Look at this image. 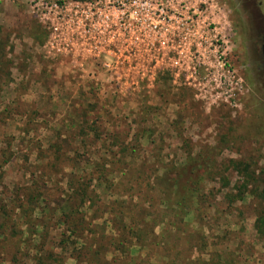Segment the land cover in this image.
<instances>
[{
    "label": "rangeland",
    "instance_id": "rangeland-1",
    "mask_svg": "<svg viewBox=\"0 0 264 264\" xmlns=\"http://www.w3.org/2000/svg\"><path fill=\"white\" fill-rule=\"evenodd\" d=\"M25 1L0 0V192L5 191L0 203L6 201L1 221L16 233L0 243V264L31 263L28 257L34 256L23 247L33 243L34 230L43 235L39 243L45 251L68 235L59 256L68 255L77 244L54 207L78 183L88 194L93 191L91 199H71L62 216L83 221V241L97 252H92L93 263L264 264V244L253 230L257 204L247 197L226 209L221 194L226 190L218 187L225 181L229 188L238 185L246 178L244 171L264 187V0H220L222 25L233 42L229 61L243 91L234 104L217 106L196 102L189 89L173 87L166 74L154 86L135 91L89 87L85 77L44 55L45 31ZM124 148L135 151L126 161L154 169L171 164L212 167L204 178L207 206L189 218L188 229L161 234L156 228L144 237V247L131 248L130 258L113 249L110 237L105 239L111 234L117 240L113 217L118 209L110 210L111 201H125L128 214L138 218L141 209L152 212L158 196L150 187L159 172L150 175L144 169L148 177H142L136 192L129 191L131 183L119 175L126 166ZM88 163L111 170L109 177L118 182L111 195L96 181L87 182ZM44 179H49L46 184ZM41 189L45 200L36 203L32 198ZM20 233L26 240L21 246Z\"/></svg>",
    "mask_w": 264,
    "mask_h": 264
},
{
    "label": "built area",
    "instance_id": "built-area-1",
    "mask_svg": "<svg viewBox=\"0 0 264 264\" xmlns=\"http://www.w3.org/2000/svg\"><path fill=\"white\" fill-rule=\"evenodd\" d=\"M45 31L43 53L92 88L135 91L166 74L200 104H234L243 91L230 63L220 0H26Z\"/></svg>",
    "mask_w": 264,
    "mask_h": 264
},
{
    "label": "trees",
    "instance_id": "trees-1",
    "mask_svg": "<svg viewBox=\"0 0 264 264\" xmlns=\"http://www.w3.org/2000/svg\"><path fill=\"white\" fill-rule=\"evenodd\" d=\"M52 148L53 147H48V150L55 152V149ZM123 151L124 154H121V159H125L124 163L126 162V166L122 168L123 170L119 175L120 178L123 176L124 178H127L129 183H131L129 185V191H132V193L136 192L138 190V185L143 183V180H141L142 177H148V174L146 175L143 172L144 169H147L150 175L154 171L156 173L159 172L158 175H154L155 179L153 185L150 187V193H153L156 199L158 196L156 207H153L152 212H145L141 209L142 211L138 218L136 215L128 214L125 201L119 202L116 201V199L111 201L110 210L115 208L118 209V214L113 217L115 220L111 219L115 221L113 231L117 232V240H115V236H112L111 234L107 235V238L103 235L99 238L100 240H103V238L108 240L110 237V244L114 246L113 249L116 252H119L122 256L129 257L132 252L131 248L144 247V237L148 236L156 228L159 229L161 234H169L173 230H180V228L188 229L191 224L189 218L192 217V215L194 216L199 213L200 210L205 209L207 206L206 193H209V191L204 193L207 181L204 178L212 174V167L211 165H188L187 168H185L181 165L176 167L171 164L155 167L154 169L152 165L150 167H146L144 164L136 165L134 159L131 162L126 161L133 156L135 152L134 148H124ZM119 162H121V160H119ZM230 162L235 164L232 160H230ZM87 170V182L96 181V186H99L103 193L111 195L113 190L117 189V179L113 180L109 177L111 176V170L107 169L103 164L93 165V163H88ZM80 173H82V171H80ZM244 173L246 178L239 182L238 185L232 184V187L229 188L230 182L225 181L218 183V187L220 188V191L226 190L221 193L222 201L224 202L226 209L234 207L236 203H244L245 200H247V197L249 200H252L254 204H257L258 209L253 221V230L256 238L264 244V187L256 181H253L252 176L250 178L248 172L244 171ZM143 174L145 175L142 176ZM80 176L83 177L84 174H80ZM48 180L49 179H44L42 181L43 184H46ZM43 190L44 189L38 191L36 197L32 198L36 200V203H38L39 200L44 202L45 192ZM68 190V193L63 195L64 199L61 201V205L54 207V212L57 213L59 223L68 224V232L70 236L75 239V244L77 245L70 247L71 251H68L69 253L67 256L61 257L59 256V251L62 249L65 250L62 243L67 239L68 235H61V238L64 239H60L57 245L50 246L49 250L45 251L39 243L43 235L34 230L31 234L32 239L34 238L33 243L23 247V249L27 250L26 254H32L34 256L33 258L28 257V261L31 262L29 264H69L67 263L68 260L72 262L70 264H97V262L93 263L94 260L92 261L91 258L93 253V256H97V252L92 251L91 246H88L87 243L83 241L85 229L84 225H82L83 221L81 218L79 216L72 217V215L69 216V214L62 216V213H64L63 210H68V208H70L68 203H70L71 199L75 198L79 202L90 201L91 197L88 195L93 191L88 194L87 189H85V186H83L82 183L73 185L68 188ZM0 193L5 194L4 189H2ZM29 195L32 196L31 192ZM118 195L120 194L116 193V196ZM153 199L154 198H152V200ZM82 205L83 204L81 203L80 206ZM5 207L6 201L3 200L0 203V243L15 238L14 234H16L12 225L7 224L6 220L1 221L3 213H5ZM15 208L19 207L16 206ZM209 210L212 211L213 209L210 207ZM22 217H25V214L21 215V218ZM226 233L227 231H222V234ZM127 234L131 237L130 241H127L122 237ZM93 238L95 239L94 236ZM17 240L19 246H21V244L25 245L26 240L23 239L22 233H20ZM17 250H19V247ZM55 250H58V252ZM107 252L108 251H106V253ZM212 260L213 258L210 259V261ZM215 260L216 263L220 262L219 252L215 254ZM17 264L22 263L18 262Z\"/></svg>",
    "mask_w": 264,
    "mask_h": 264
},
{
    "label": "flooded vegetation",
    "instance_id": "flooded-vegetation-1",
    "mask_svg": "<svg viewBox=\"0 0 264 264\" xmlns=\"http://www.w3.org/2000/svg\"><path fill=\"white\" fill-rule=\"evenodd\" d=\"M261 46H262V48L264 49V44H262ZM263 53H264V52H263ZM263 57H264V55H263Z\"/></svg>",
    "mask_w": 264,
    "mask_h": 264
}]
</instances>
